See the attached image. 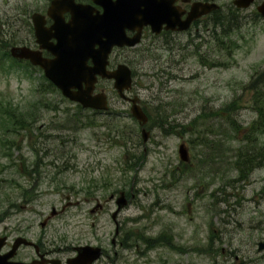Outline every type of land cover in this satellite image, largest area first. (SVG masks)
Returning <instances> with one entry per match:
<instances>
[{
	"label": "rangeland",
	"instance_id": "obj_1",
	"mask_svg": "<svg viewBox=\"0 0 264 264\" xmlns=\"http://www.w3.org/2000/svg\"><path fill=\"white\" fill-rule=\"evenodd\" d=\"M48 1L0 0V44L35 40L29 19L46 10ZM249 14L239 13L241 31L223 44L205 33L200 52L185 51L182 38L178 49L165 43L151 54L112 55L113 68L131 67L129 96H139L153 116L146 144L112 81L98 87L108 94L109 111L79 109L47 86L40 70L26 75L11 61L4 64L0 47V237L52 240L69 250L100 246L107 255L96 264H264L258 247L264 242V165L246 182L237 181L233 165L249 129L260 121L258 94L250 85L264 77V21ZM7 103L22 109L18 120L25 118L29 129L7 125ZM231 103L240 129L221 127V110ZM159 113L185 132L179 127L163 133L156 126ZM255 140L264 147V133ZM182 143L190 165L180 160ZM121 191L133 198L117 218L118 235L115 203L99 214L90 210ZM54 208L58 214L42 226ZM161 235L171 245H148Z\"/></svg>",
	"mask_w": 264,
	"mask_h": 264
},
{
	"label": "flooded vegetation",
	"instance_id": "obj_2",
	"mask_svg": "<svg viewBox=\"0 0 264 264\" xmlns=\"http://www.w3.org/2000/svg\"><path fill=\"white\" fill-rule=\"evenodd\" d=\"M228 1L73 0L75 5L91 11V15L94 17L103 15L106 7H110V10L114 9V14L110 16L106 15L107 22L116 25L118 31L120 32L121 30V33H124L123 35H126L130 39H133L135 36L139 37L140 42L136 46L132 48H114L113 54L124 50H132L140 54H150L157 48H163L166 45L171 46L173 43L174 49H178V42L182 38H185L184 41H181L182 48L185 51L200 52L205 33L209 36L212 34L214 40L215 24L218 22L220 15H236L242 11H247L250 13L249 16L252 20L264 21V0H254L247 9L236 7L234 0H231V3H228ZM51 2L52 0H49L46 10L43 6V9L39 13L47 15ZM205 10L208 12L203 14ZM71 16L72 14L68 12L64 15V19L69 21ZM131 16L135 17V19L132 20ZM53 23L54 21L47 17V27H50ZM32 29L34 33V28ZM156 29H160V32H154ZM165 43L166 45H163ZM25 44L33 50L39 49V45L36 44L35 40ZM42 55L48 59L53 58L48 50H42ZM89 63L91 64V62ZM110 202L115 203V199H110L109 202L105 200L104 204L99 202L96 207L97 210L91 209L90 213H101L108 207ZM62 211H65V209ZM122 211L119 214L118 212L112 214V218L116 221L118 235L121 233V225L117 221V218ZM55 214H57V211L52 212V215ZM45 220L47 223L50 217H47ZM9 231L11 232V229ZM18 237L20 236L9 238L6 234L0 237L5 238L4 241L0 239V258L7 260L6 264H69V261L78 255V246H81L74 245L69 250L66 247L57 246L52 240H37L31 245L21 244L18 248L14 249ZM113 245H116V239L113 240ZM121 245L127 244L121 242ZM105 255L107 253L105 254L103 250V256Z\"/></svg>",
	"mask_w": 264,
	"mask_h": 264
},
{
	"label": "water",
	"instance_id": "obj_3",
	"mask_svg": "<svg viewBox=\"0 0 264 264\" xmlns=\"http://www.w3.org/2000/svg\"><path fill=\"white\" fill-rule=\"evenodd\" d=\"M253 1L254 0H236L235 4L240 8H247ZM60 5L61 4H58V6ZM107 8L106 11L109 10L108 12L114 14V9L110 10L109 7ZM51 11L52 8H50V12ZM78 13L84 18L89 17V14L84 10H79ZM55 20L56 23L54 26L48 30L44 27V18L39 14L34 16L38 42L43 44L41 48H46L55 55L56 58L54 60L48 61L43 59L40 53H35L25 47L13 48L11 50L12 55L20 59H31L34 65L41 66L45 70L46 76L62 90L66 97L81 103L84 108L107 110V96L105 94L93 95L97 75L115 80L114 86L120 97L132 103V115L140 122V125L144 127L148 122V117L138 104L139 98H129L125 94V91L132 87L130 69L126 65H120L118 69L113 72L106 69L108 55L113 45H134L138 42V39H124V41L120 43L117 31L114 29V24H109L107 20H104L105 22L103 20H91V22H89V20H84L77 23L80 26V29L77 31L73 28L77 25L74 24V20L68 24H62L61 20L56 18ZM52 30L55 32L50 33ZM104 37L107 39L106 41L103 40ZM51 38H55L57 44H48L47 42ZM95 44H99L100 47L98 50H94L93 47ZM89 58L93 60L92 66L87 65V60ZM142 137L144 143H146L150 137V132L145 128L142 129ZM179 154L182 161H189V152L185 144L180 145ZM126 203L125 195L122 193L121 197L118 199L119 208H122ZM259 249H264V242L259 244ZM78 250L80 253L71 264H91L101 256L100 248L85 246L80 247ZM2 263L3 261L0 260V264Z\"/></svg>",
	"mask_w": 264,
	"mask_h": 264
},
{
	"label": "trees",
	"instance_id": "obj_4",
	"mask_svg": "<svg viewBox=\"0 0 264 264\" xmlns=\"http://www.w3.org/2000/svg\"><path fill=\"white\" fill-rule=\"evenodd\" d=\"M217 24H218L220 33L222 34L221 36L222 39H220V43L223 44V39L225 37H230L232 33L240 31L241 20L239 21L238 19L234 17L232 18L231 16L220 15ZM0 47L4 49L5 55L9 56V53L5 49L7 46L4 41L0 44ZM263 79L264 77H261L258 80H254L252 81L250 85V87L256 91V94H258V96H256L255 103L256 105H258L256 110L259 114L260 121L255 122V125H253L249 129L248 134L246 135V140H245L246 142H244L239 148L238 154L236 156V161L233 163L234 168L236 169L238 173L237 181L246 182L247 180H249L251 173L255 169H257L258 167H261L262 164L264 165V147H261L259 149L258 146L254 144L256 142L255 140L256 134L258 132L262 134L264 133V91H263L264 89H262L261 85L258 83L259 81ZM263 84H264V80H263ZM48 85L49 87L53 88V91L56 90L51 83H48ZM6 105L7 107L4 109V113L11 114L10 117L8 116L9 121L8 119H6V123L10 128L27 130L31 127V125H29L28 123L26 124V119L24 118V115L22 117L24 118V121L21 122L18 120L17 113L22 112V109L20 107H16L12 105V103H7ZM234 109H235V104L231 103V104H228L224 110H221L222 114H225V116H222L221 114L222 121H224L221 127H224V125H226L225 128H228V129L231 126L234 129H238V128L240 129L236 121L232 120V117H231V114L234 111ZM148 116L150 117V120L153 119V116L150 113H148ZM225 117H227V120H224ZM166 124H168V127H165ZM156 126L165 134H171L173 132L178 131L176 130L177 128L179 127H180L179 129L182 128L181 125L179 127L177 125H171L168 122L165 115L161 113H159L156 118ZM179 132L182 133V132H185V130L183 129L182 131L181 129ZM209 142L210 144H216L212 141H205V140H203L201 143L209 144ZM213 147H216V145H214ZM219 149L221 148L219 147ZM182 172H185L183 167H182ZM159 241H162L166 243L167 245H171L169 237H167L166 235L165 236L161 235L160 237L156 239V241L154 240L148 241V245L155 246L158 244L157 242ZM171 247L174 248L173 245Z\"/></svg>",
	"mask_w": 264,
	"mask_h": 264
}]
</instances>
